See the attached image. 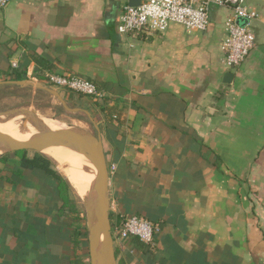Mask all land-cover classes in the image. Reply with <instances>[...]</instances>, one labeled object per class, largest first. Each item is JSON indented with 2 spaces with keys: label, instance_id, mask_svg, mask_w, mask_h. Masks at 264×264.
Returning a JSON list of instances; mask_svg holds the SVG:
<instances>
[{
  "label": "crops",
  "instance_id": "obj_1",
  "mask_svg": "<svg viewBox=\"0 0 264 264\" xmlns=\"http://www.w3.org/2000/svg\"><path fill=\"white\" fill-rule=\"evenodd\" d=\"M126 2L12 0L0 9V81L75 74L111 96L118 119L105 121L95 106L115 166L111 222L135 213L160 227L152 246L115 242L118 258L264 264V0L248 2L259 12L255 45L233 69L221 48L232 8L212 6L205 31L172 23L163 32L122 34ZM7 86L20 87L0 84ZM8 166L23 175L0 162L15 181L0 180V264H71L55 181L20 159L8 156Z\"/></svg>",
  "mask_w": 264,
  "mask_h": 264
},
{
  "label": "built area",
  "instance_id": "obj_2",
  "mask_svg": "<svg viewBox=\"0 0 264 264\" xmlns=\"http://www.w3.org/2000/svg\"><path fill=\"white\" fill-rule=\"evenodd\" d=\"M12 0H0V9L5 8ZM250 0H141L137 6L127 2L121 7L117 31L122 34L140 32H163L172 23L182 25L188 32L205 31L210 23L212 6L230 7L233 14L227 18L226 37L222 43L223 64L227 69L241 65L255 45L253 20L259 17L257 9L249 6ZM246 19L243 25L237 18ZM13 67H18L12 61ZM31 79V78H30ZM50 87H62L93 99L104 95L98 85L91 79L75 74L48 73L44 81L33 78ZM116 118V116H114ZM110 176L115 173V166L109 167ZM160 229L157 223L148 218L131 213L123 217L120 224L112 227L114 242L123 244L137 238L147 246L155 244L156 232Z\"/></svg>",
  "mask_w": 264,
  "mask_h": 264
},
{
  "label": "water",
  "instance_id": "obj_3",
  "mask_svg": "<svg viewBox=\"0 0 264 264\" xmlns=\"http://www.w3.org/2000/svg\"><path fill=\"white\" fill-rule=\"evenodd\" d=\"M141 0H128L129 5L137 6ZM234 74L227 72L224 82H230ZM2 83L17 84L20 86H33L44 89L55 95L61 104L69 111H84L92 122L95 132H87L74 127L61 126L51 128L31 111L18 110L8 111L6 115L15 116L18 113L27 114L34 122L32 124L38 132L29 140H18L0 131V149L5 153L20 150L44 153L43 150L52 145H67L77 152L84 154L91 160L96 168V194L88 210V246L90 264H118L116 257L115 242L112 236V222L110 218V196H109V164L106 159L105 149L102 141L101 128L93 118L91 112L83 108H71L68 106L63 95L56 89L27 78L23 80L0 81ZM5 114V113H4ZM2 114H0V119Z\"/></svg>",
  "mask_w": 264,
  "mask_h": 264
},
{
  "label": "rangeland",
  "instance_id": "obj_4",
  "mask_svg": "<svg viewBox=\"0 0 264 264\" xmlns=\"http://www.w3.org/2000/svg\"><path fill=\"white\" fill-rule=\"evenodd\" d=\"M239 24L243 25L244 23L238 22ZM57 88L58 91L63 95L64 99L66 95V91L68 89H64L62 87H52ZM56 89V90H57ZM76 95L80 93L73 91ZM83 96V95H82ZM67 104L71 108H83L91 112L93 118H95V106L91 104L86 99L83 101L81 97L76 99H68L66 100ZM18 110H25L33 112L38 119L43 122H51L55 124L54 128H60L61 126L66 127H74L78 128L87 132H95V128L92 122L89 120L87 114L84 111H69L67 110L60 102V100L53 95L52 93L40 89L35 88L33 86H7L0 88V114H2L1 118H5V121L15 122L16 124L21 123L22 125L29 126L34 122L31 118L25 113H18L16 118L10 119L6 112L8 111H18ZM97 110V109H96ZM5 113V114H4ZM7 119V120H6ZM21 121H16V120ZM14 123V124H15ZM35 123V122H34ZM60 125V126H59ZM34 151H28L29 155H32ZM45 154V153H43ZM2 155V154H1ZM46 155V154H45ZM8 156L13 158L14 160L20 159L15 154L10 153ZM47 156V155H46ZM49 157V156H47ZM52 161L53 167L64 177H66L69 182L71 183V178L67 176L65 169L61 164L53 160L49 157ZM72 196L76 198L79 203L80 208L83 210V216L81 223L86 226L87 229V238L84 239L83 247H85L84 255L88 256L87 264H90L89 258V246H88V210L85 201L82 199L80 194L78 193L77 189L72 185ZM116 248V246H115Z\"/></svg>",
  "mask_w": 264,
  "mask_h": 264
},
{
  "label": "trees",
  "instance_id": "obj_5",
  "mask_svg": "<svg viewBox=\"0 0 264 264\" xmlns=\"http://www.w3.org/2000/svg\"><path fill=\"white\" fill-rule=\"evenodd\" d=\"M45 78V77H44ZM44 78H40V80L44 81ZM69 90V89H68ZM79 94L76 95L72 90L66 91L65 98L68 99H76L81 97V100H85L87 96ZM88 98V97H87ZM90 99H93L90 97ZM111 96L104 93L102 98L93 99L91 104L99 108V110L104 114V119L107 122H112L114 119H118V115L116 114V118L114 114L110 111V103H111ZM18 156L20 160L24 161L28 165L41 170L46 175L51 176L55 181V189L57 192L58 197V207H57V214L60 220L67 223L68 230H69V241L71 244L72 249V260L71 264H87L88 256L84 255L83 242L84 239L87 238V229L86 226L81 223L83 210L80 208L78 201L75 197L72 196V186L69 180L60 174L52 164V161L49 157L45 154L40 152H34L32 156H28L27 150H20L11 152ZM8 155L9 153L0 156V162L5 163V167L7 170L11 172V175H15L17 177H22V173L18 172L14 169H10L8 166ZM7 164V165H6ZM0 180L8 181L10 183H14L15 181L12 180L10 177L4 174V169L0 168ZM111 221L113 220V215L110 214ZM114 226V222H112ZM128 241H133L135 243L140 242L137 238H132ZM116 249V248H115ZM119 256V249H116V257L118 264H128L123 258H118Z\"/></svg>",
  "mask_w": 264,
  "mask_h": 264
},
{
  "label": "bare ground",
  "instance_id": "obj_6",
  "mask_svg": "<svg viewBox=\"0 0 264 264\" xmlns=\"http://www.w3.org/2000/svg\"><path fill=\"white\" fill-rule=\"evenodd\" d=\"M16 117L15 115L10 117V119ZM16 121L19 122L21 119ZM14 123L0 119V131L18 140H29L38 132L33 124L27 126L26 124ZM44 123L51 128L55 127L54 123ZM4 152L5 149H0V155ZM43 152L63 166L67 176L71 178L72 185L77 189L85 203L91 206L96 194L95 178L97 172L91 160L67 145H52L45 148Z\"/></svg>",
  "mask_w": 264,
  "mask_h": 264
}]
</instances>
